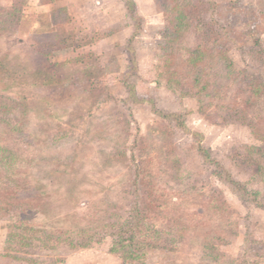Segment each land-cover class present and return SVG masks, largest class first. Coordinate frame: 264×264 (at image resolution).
Returning a JSON list of instances; mask_svg holds the SVG:
<instances>
[{"label": "rangeland", "instance_id": "374dc122", "mask_svg": "<svg viewBox=\"0 0 264 264\" xmlns=\"http://www.w3.org/2000/svg\"><path fill=\"white\" fill-rule=\"evenodd\" d=\"M125 1L0 0V264H264V0Z\"/></svg>", "mask_w": 264, "mask_h": 264}, {"label": "trees", "instance_id": "16d2710c", "mask_svg": "<svg viewBox=\"0 0 264 264\" xmlns=\"http://www.w3.org/2000/svg\"><path fill=\"white\" fill-rule=\"evenodd\" d=\"M125 6H126V9H127V12L128 13H131V12H133V2L131 1V0H126L125 1ZM7 15H9L8 16V21L6 22L8 25H9V29L8 30H10V31H15V29H16V27H15V25L14 26H12V27H10V24H11V14H8L7 13ZM0 18H1V16H0ZM3 19L1 18L0 19V23L3 25V21H2ZM3 22V23H2ZM13 25V24H12ZM136 26H137V23L135 24ZM137 29V28H136ZM200 50V46L199 47H197L195 50H193L192 51V54L191 55H195L198 51ZM133 51H131V49L129 50V53H132ZM131 67L135 70L137 67V65L135 64V62L134 61H131ZM129 97L131 98V99H133V102L134 103H148V104H151V108H152V111L153 112H155V113H157V114H160L163 118H165V119H178V115H172V114H169V115H163V114H161V113H159V112H157L154 108H155V106L152 104V100H146V99H143V98H138V96H137V94L135 93V91L132 89V88H130V90H129ZM181 128H183V130H184V132H186L187 131V129H185L184 127H181ZM196 136V135H195ZM198 136V135H197ZM196 136V137H197ZM257 150H258V153H261L263 150H262V148H257ZM197 152L201 155V158L205 161V162H209V159H208V155H206V153H205V151L199 146L198 148H197ZM7 162V160H4V159H0V163L1 162ZM2 164H4V163H2ZM227 181L233 186V188L235 189V191H237L241 196H248L247 195V190H246V188L243 186V185H241V184H239V183H237V182H234V181H232V180H230V177L228 176L227 177ZM127 243H128V246L131 248V249H129V251H130V253L132 254V251L134 252V250H136V249H141L142 247H144L145 246V242H143V241H136V240H134V238L133 237H130L128 240H127ZM116 250V249H115ZM113 251V250H112Z\"/></svg>", "mask_w": 264, "mask_h": 264}]
</instances>
